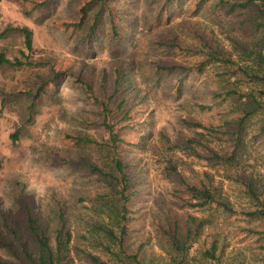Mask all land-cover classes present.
Listing matches in <instances>:
<instances>
[{"label":"trees","instance_id":"obj_1","mask_svg":"<svg viewBox=\"0 0 264 264\" xmlns=\"http://www.w3.org/2000/svg\"><path fill=\"white\" fill-rule=\"evenodd\" d=\"M49 1L32 0L31 6ZM179 1L143 0L149 15L139 18L135 0H82L76 19L64 23L62 30L75 48L89 53L104 49L114 62L109 69L82 72L74 79L90 105L70 115L67 128L59 131L64 153L52 149L50 157L45 155L49 165L76 179L80 188L71 201L51 195L45 204L13 190L9 205L0 209V264H142L143 244L131 240L142 206L141 152L153 156L172 188L165 211L149 219L163 245L162 264L219 263L225 243H218L213 215L230 214L232 208L215 172L243 170V137L251 116H258L255 137L264 136V0L223 2L229 11L243 13L240 22L250 32L249 38L229 37L228 47L189 18L169 24V13ZM14 31L30 51L31 29L17 26ZM139 36L145 37L141 45ZM131 44L133 52L126 53ZM24 57L10 60L0 52V64L47 65ZM207 74L213 88L202 98L227 102L233 115L213 123L182 114L171 136L161 130L158 143L148 145L144 126L155 93L179 105L186 101L185 91L192 86L198 90ZM58 75L53 67L49 80L35 74L28 121L34 105L52 94ZM193 105L196 110L211 107L199 101ZM9 137L13 143L17 131ZM238 182L253 207L245 215L264 224L262 184L244 173L238 174Z\"/></svg>","mask_w":264,"mask_h":264},{"label":"rangeland","instance_id":"obj_2","mask_svg":"<svg viewBox=\"0 0 264 264\" xmlns=\"http://www.w3.org/2000/svg\"><path fill=\"white\" fill-rule=\"evenodd\" d=\"M31 1L0 0V52L10 60H24L26 55L28 60L47 64L34 67L0 64V209L3 210L9 205L13 190H21L38 204L48 202L51 195L72 200V194L80 188V184L56 165H49L45 155L50 157L52 149L64 153L59 131L67 128L70 115L90 105L74 79L82 72L96 74L102 69H109L110 63L114 62L106 50L96 48L93 53L82 51L66 38L63 25L76 19L82 0H50L39 8L31 6ZM135 1L137 16L149 15L143 0ZM226 1L233 0H180L170 11L167 21L175 24L178 20L189 18L199 27L211 29L216 38L228 47L229 37L249 38L250 32L249 27L240 22L244 18L243 13L238 9L229 11L223 4ZM95 7L96 4L92 10ZM17 26L31 29L30 51L24 49L22 37L14 31ZM144 41L145 37L139 36V45ZM20 50L24 55L19 53ZM132 52L131 44L126 53ZM51 65L53 70H57L59 81L49 98L34 105L32 119L28 121L26 109L29 96L37 84L35 74L49 80ZM192 87L185 91L186 101L179 105L175 99L155 93L157 96L154 95L150 102L151 118L144 126L148 145L158 143L157 136L161 130L171 136L173 129L179 127V116L182 114L189 113L203 122L213 123L233 115L227 102L217 103L209 95L202 98L208 88H213L210 74L201 79L198 90ZM196 101L211 107L196 110L193 105ZM257 121L258 116L254 115L245 124L241 151L243 170L218 168L215 172L216 180L221 182L232 208L230 214L213 215L218 228V243H225L218 264H264V224L261 219L245 215V210L253 207L238 182V174L244 173L264 188V136L255 137ZM14 131H17V139L12 143L9 136ZM148 155L149 152L138 154L144 178L139 200L142 206L136 212L134 222L138 223V229L132 233L131 240L143 244L142 264H162L165 255L163 245L159 235L152 230L149 219L151 214L165 211L166 205L163 204L172 199V188L170 182L159 174V165L153 156L150 154L148 158ZM51 158L54 160L56 157ZM180 166L185 170L184 165ZM209 239L206 235L205 241ZM108 263L112 264L111 261ZM208 264L216 263L212 261Z\"/></svg>","mask_w":264,"mask_h":264}]
</instances>
